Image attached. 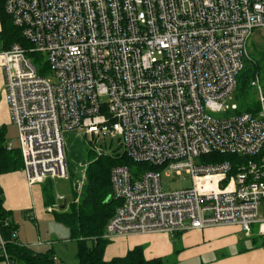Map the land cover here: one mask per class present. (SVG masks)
<instances>
[{"label":"built area","instance_id":"obj_1","mask_svg":"<svg viewBox=\"0 0 264 264\" xmlns=\"http://www.w3.org/2000/svg\"><path fill=\"white\" fill-rule=\"evenodd\" d=\"M5 8L30 43L0 51L30 184L69 177L64 133L79 130L109 142L98 154L120 147L134 162L160 167L138 176L127 165L113 167L111 197L119 205L105 238L214 225L249 234L258 224L264 234V156L236 171L230 161L199 162L212 152L264 149L260 77L252 81L257 112L229 102L251 34L264 28V0H6ZM28 53L44 54L43 67ZM164 169L190 175L192 186L165 190ZM65 199L59 195L48 210ZM6 244L0 235L10 262Z\"/></svg>","mask_w":264,"mask_h":264},{"label":"trees","instance_id":"obj_2","mask_svg":"<svg viewBox=\"0 0 264 264\" xmlns=\"http://www.w3.org/2000/svg\"><path fill=\"white\" fill-rule=\"evenodd\" d=\"M6 0H0V22L2 29L0 39L4 49L19 43L25 47L29 41L24 37L22 28L13 23L12 17L6 11ZM30 56L41 55L30 53ZM250 65L244 68L238 76L237 96L248 95L253 87L252 81L261 73V62L264 61V50H259L254 57L250 56ZM260 104L245 109L255 113ZM238 109V112H245ZM264 156V149L254 156H241L238 154H223L212 152L203 155L201 159L207 162L230 161L234 171L239 165L249 159H260ZM117 165H127L134 175L149 169H159L148 163L134 162L120 147L115 148L114 153H101L91 160L87 167V182L81 194L80 202H71L68 209L63 207L55 211L56 219L64 222L71 231V236L78 243L76 264H180L177 252L168 257H155L147 259L144 254V246L137 245L129 250L126 255L106 260L104 257L106 246L110 239L104 237L105 227L119 205V201L111 197L112 183L111 171ZM23 168V159L19 148L8 149L5 140V129L0 128V173L14 171ZM50 182V180H48ZM46 185V184H45ZM53 185V184H52ZM51 189V190H50ZM46 204L53 203V188L44 186ZM16 233V236L14 234ZM0 235L7 241L6 251L11 264H68L57 259L54 251L37 252L31 247L22 245L18 241V226L11 219V211L4 207L3 195L0 196ZM1 251V249H0ZM0 257L5 258L1 252Z\"/></svg>","mask_w":264,"mask_h":264},{"label":"crops","instance_id":"obj_3","mask_svg":"<svg viewBox=\"0 0 264 264\" xmlns=\"http://www.w3.org/2000/svg\"><path fill=\"white\" fill-rule=\"evenodd\" d=\"M1 29L0 22V31ZM3 47V41L0 39V51L3 50ZM5 86V71L0 67V128L5 129L6 140V125H11L13 120L6 97L3 96L6 92ZM6 144L8 148L7 140ZM48 180L55 179L46 181ZM46 181L30 184L22 167L14 171L0 173V188L4 198V207L11 211L12 221H14V209H25L31 214L30 217L34 221L38 217H49L48 213L50 212L46 210L44 191ZM65 206L66 204L62 205V208ZM51 215L53 218L55 217L54 213ZM13 223L18 226L19 231V224L15 221ZM18 241L23 244L19 234ZM137 245L144 246V254L147 259L160 256L168 257L177 252L180 264H264V234L260 233L258 224L252 226V231L249 234L244 232L239 225H214L176 233L120 234L110 239L104 257L106 260H111L114 257L124 256ZM26 246L34 249V246L29 243ZM34 250L37 252L46 251ZM52 250L57 259L63 261L56 250ZM0 264H10V262L6 258L0 257Z\"/></svg>","mask_w":264,"mask_h":264},{"label":"rangeland","instance_id":"obj_4","mask_svg":"<svg viewBox=\"0 0 264 264\" xmlns=\"http://www.w3.org/2000/svg\"><path fill=\"white\" fill-rule=\"evenodd\" d=\"M249 55L254 57L255 53L259 50H264V28H255L251 34L248 42ZM28 56L35 62L40 69L45 64V55L39 53L41 57L38 56ZM250 65V61H246L245 68ZM261 85L264 87V61L261 62ZM47 76H51L50 71H46ZM6 97V92L5 95ZM7 101V100H6ZM229 102L237 103L241 110L248 109L249 107L255 106V104H260L259 101V91L257 87L253 86L248 95L238 97L237 94L233 95ZM235 111H230L228 113L215 114L217 117H227L234 114ZM6 140L12 143L14 148H19L18 131L16 125L11 123V125H6ZM65 138V151L68 163L69 177L65 179H55L46 181V185L53 188L54 196L53 203L46 205V210L50 213L48 218L38 217L34 221L25 209H14L13 220L15 223L19 224L18 234L23 242L22 245L31 244L34 249L37 250H49L55 249L61 260L68 264H76L77 261V251L78 243L72 238L71 231L69 227L62 221L56 219L51 215L55 211H60L62 205L66 204V209L69 208L71 202L79 203L81 194L84 190L85 183L87 182V167L91 160L98 156L97 150L101 147L107 148L109 142L104 141V139H98L96 141H91L90 137L82 134L79 130H70L64 133ZM117 147V143L113 142L111 148ZM199 162H207L203 159H199ZM163 171L162 185L165 190H179L184 188H190L193 184L190 175L183 173L182 175H177L175 172L167 175L166 170ZM78 181L83 182L82 187L75 188ZM53 184V185H52ZM51 190V189H50ZM64 195L66 199L60 201V207L49 211V207H53L54 203L58 201V196ZM13 221V222H14ZM39 239L44 243L39 244ZM39 244V245H37ZM1 249V246H0Z\"/></svg>","mask_w":264,"mask_h":264},{"label":"water","instance_id":"obj_5","mask_svg":"<svg viewBox=\"0 0 264 264\" xmlns=\"http://www.w3.org/2000/svg\"><path fill=\"white\" fill-rule=\"evenodd\" d=\"M78 187V183H76V188Z\"/></svg>","mask_w":264,"mask_h":264}]
</instances>
